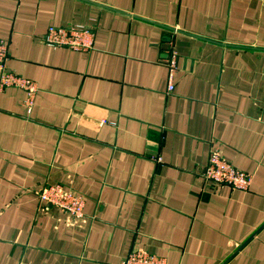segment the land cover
Returning a JSON list of instances; mask_svg holds the SVG:
<instances>
[{
    "label": "crops",
    "instance_id": "0c3cea01",
    "mask_svg": "<svg viewBox=\"0 0 264 264\" xmlns=\"http://www.w3.org/2000/svg\"><path fill=\"white\" fill-rule=\"evenodd\" d=\"M83 26L88 50L53 47ZM0 264H264V0H0ZM178 52L174 89L165 63ZM219 149L248 191L202 176ZM86 199L67 225L39 191Z\"/></svg>",
    "mask_w": 264,
    "mask_h": 264
},
{
    "label": "built area",
    "instance_id": "2783aa9c",
    "mask_svg": "<svg viewBox=\"0 0 264 264\" xmlns=\"http://www.w3.org/2000/svg\"><path fill=\"white\" fill-rule=\"evenodd\" d=\"M44 40L53 47H69L74 50H88L93 45V33L83 26L58 27L48 29ZM10 49L8 42L0 40V87H17L25 90L27 103L32 105L39 87L28 78L11 71L8 67ZM165 63L170 71L169 91L174 89V75L178 70V52L173 45L168 46ZM202 176L213 184L227 186L234 190L248 191L253 183V175L235 167L219 149H214ZM41 201L46 205L60 209L67 225L75 226L87 221L85 213L86 199L73 189L63 185H45L40 191ZM49 207V206H48ZM120 264H168L167 259L144 249L131 250Z\"/></svg>",
    "mask_w": 264,
    "mask_h": 264
},
{
    "label": "rangeland",
    "instance_id": "374dc122",
    "mask_svg": "<svg viewBox=\"0 0 264 264\" xmlns=\"http://www.w3.org/2000/svg\"><path fill=\"white\" fill-rule=\"evenodd\" d=\"M3 89H5V88H3ZM43 187H44V186H43ZM43 187H42V188H43Z\"/></svg>",
    "mask_w": 264,
    "mask_h": 264
}]
</instances>
